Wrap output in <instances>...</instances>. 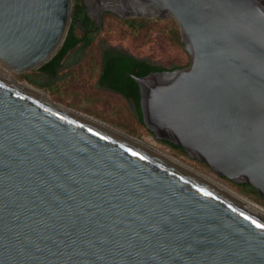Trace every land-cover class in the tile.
I'll return each mask as SVG.
<instances>
[{"label": "water", "instance_id": "95a60500", "mask_svg": "<svg viewBox=\"0 0 264 264\" xmlns=\"http://www.w3.org/2000/svg\"><path fill=\"white\" fill-rule=\"evenodd\" d=\"M84 3L178 25L189 65L133 76L143 122L264 197V0ZM74 4L0 0V66L49 63ZM24 84L0 73V264H264L263 211Z\"/></svg>", "mask_w": 264, "mask_h": 264}, {"label": "rangeland", "instance_id": "374dc122", "mask_svg": "<svg viewBox=\"0 0 264 264\" xmlns=\"http://www.w3.org/2000/svg\"><path fill=\"white\" fill-rule=\"evenodd\" d=\"M103 43L110 47L121 48L135 57L162 67L183 66L189 63V57L184 48H180L169 40L162 28L157 27L131 35L117 21L108 19L103 31L97 35L93 47L80 54L81 61L74 64L76 57L67 56L56 79L49 80L42 76L41 80L49 86L46 89H38L45 92L56 104L93 117L136 141L157 149L188 168L217 180L253 203L264 207L263 202L243 194L234 183L218 178L206 164L192 160L189 156L162 144L138 124L134 117L133 105L129 101L99 85V54ZM27 74L17 75L12 72V77L20 83H28L23 78Z\"/></svg>", "mask_w": 264, "mask_h": 264}, {"label": "trees", "instance_id": "16d2710c", "mask_svg": "<svg viewBox=\"0 0 264 264\" xmlns=\"http://www.w3.org/2000/svg\"><path fill=\"white\" fill-rule=\"evenodd\" d=\"M86 10L87 9L84 0H75L73 9V22L70 26L64 44L49 63L33 71L32 73L23 76V78L28 83L34 85L37 88L46 89L49 85L41 80L42 76L47 77L49 80L56 79L59 69L63 66L64 60L67 58L72 49H74L81 42L85 43V50L89 45H91V42L83 41L86 37V34L84 30L76 23V21H78L82 23L86 28H92V26L89 25L91 19L86 15ZM108 19L117 21L123 26L124 30L131 35H136L140 32L155 29L157 27L162 28L169 40H171L174 44H177V46H179L180 48H184L179 27L174 21L163 19L137 18L124 20L112 13H106L103 17L102 28L98 30L97 35L103 31L105 22ZM108 54V61L103 67V72L102 75H100L99 79V85L102 88L107 89L123 97L125 100L131 102L134 109V117L139 122L138 124L149 134L154 136V134H152V132L147 129L143 122L139 86L134 78L132 79V77H130L127 73H130L135 77H145L155 72L174 71L177 69H182L187 67L189 63L183 66L173 65L170 67H162L159 65H155L147 60H137L129 55L121 56L117 51H109ZM160 142L170 149L188 156L186 151L179 146H176L168 141ZM235 185L243 194L253 196L264 203V197H262L252 186L248 184Z\"/></svg>", "mask_w": 264, "mask_h": 264}, {"label": "flooded vegetation", "instance_id": "af4514ba", "mask_svg": "<svg viewBox=\"0 0 264 264\" xmlns=\"http://www.w3.org/2000/svg\"><path fill=\"white\" fill-rule=\"evenodd\" d=\"M86 15L91 19V22L89 23L90 26H92V28H86L85 26H83L82 23H80L82 25V29L84 30L85 34H86V37L85 39L83 40L84 42H91V45H89L87 47V49L93 47V45L95 44V41L97 40V33H98V30H100L101 28H98V22L95 20V18L88 12V10H86ZM85 43L81 42L79 43L74 49L71 50V52L69 53L68 57L71 56V58H74V56L76 57L75 61H74V64L75 63H79L81 60V53L83 51H85V47H84ZM86 49V50H87ZM109 51H117L119 52V54L121 56H125V55H129V56H132L134 57L135 59L137 60H145V59H142V58H138V57H135L133 55H131L130 53H127L125 51H123L121 48H116V47H110L108 46L106 43H103L101 45V49H100V54H99V65H100V74H99V79H100V75H102V72H103V67L106 65L107 61H108V57H109V54L108 52ZM81 54V55H80ZM78 58V59H77ZM67 59V58H66ZM65 59V60H66ZM64 60V61H65ZM64 63V62H63ZM63 67V66H62ZM61 67V68H62ZM60 68V69H61ZM59 69V70H60ZM130 77H132L133 79V76L134 75H131L130 73H127ZM131 103V102H130ZM132 104V103H131Z\"/></svg>", "mask_w": 264, "mask_h": 264}, {"label": "bare ground", "instance_id": "6f19581e", "mask_svg": "<svg viewBox=\"0 0 264 264\" xmlns=\"http://www.w3.org/2000/svg\"><path fill=\"white\" fill-rule=\"evenodd\" d=\"M12 72H14V71H11V70H9V69L3 67V66L0 68V73L4 74V75L8 76L9 78H11L12 80H14V78L12 77ZM14 81H16V80H14ZM20 84H21V83H20ZM24 85H25L26 87H28V88H30V89L36 91L37 93L41 94L42 96H44L45 98H47L49 101L52 102V100L50 99V97H49L48 95H46L45 92H43L42 90H40V89H38V88H36V87H33V86H31V85H28V84H24ZM89 119L92 120L93 122H95V123H97V124H99V125H101V126L107 128V129L111 130V131H114V132H116V133H118V134H120V135H122V136H124V137H126V138H128V139H130V140H132V141H134V142H136V143H138V144H140V145H142V146L148 148V149H150V150H152L153 152H155V153H157V154H159V155H161V156H163V157H165V158H167V159H169V160H171V161H173V162H175V163H177V164H180V165H182V166L188 168L187 166L183 165L182 163H179V162L176 161L175 159H173V158H171L170 156H168V155H166V154H164V153L158 151L157 149H155V148H153V147H151V146H149V145H147V144H144V143H141V142H139V141H136L134 138H132V137H130V136H128V135H126V134H124V133H122V132L116 130V129H114V128L111 127V126L106 125L105 123H103V122H101V121H99V120H97V119H95V118H93V117H92V118H89ZM188 169L192 170L191 168H188ZM192 171H194V170H192ZM194 172H196V171H194ZM196 173L199 174V175H201V176H203L204 178L208 179L209 181L215 183L216 185L222 187L223 189H225V190H227V191H229V192L235 194L236 196H238V197H240V198H242V199L248 201L249 203H251L252 205H254L255 207H257L258 209H260L261 211L264 212V207H262V206H260V205H258V204H256V203H253L252 201H250V200L247 199L246 197L240 195L239 193L233 191L232 189H230V188L227 187L226 185H224V184L218 182L217 180H215V179H213V178L207 177V176H205V175H203V174H201V173H199V172H196Z\"/></svg>", "mask_w": 264, "mask_h": 264}]
</instances>
